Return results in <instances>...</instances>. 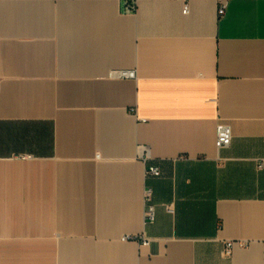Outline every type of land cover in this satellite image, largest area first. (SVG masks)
<instances>
[{
	"label": "crops",
	"instance_id": "0c3cea01",
	"mask_svg": "<svg viewBox=\"0 0 264 264\" xmlns=\"http://www.w3.org/2000/svg\"><path fill=\"white\" fill-rule=\"evenodd\" d=\"M221 1L0 0V264H264V0Z\"/></svg>",
	"mask_w": 264,
	"mask_h": 264
},
{
	"label": "built area",
	"instance_id": "2783aa9c",
	"mask_svg": "<svg viewBox=\"0 0 264 264\" xmlns=\"http://www.w3.org/2000/svg\"><path fill=\"white\" fill-rule=\"evenodd\" d=\"M226 1L222 0L221 4L218 9L219 15H224L226 11ZM128 11H133L135 10V5L131 4L127 6ZM189 11V5L188 3L185 4L184 7V12L187 13ZM111 77H128V78H136V72L135 71H112L110 73ZM233 139V132L230 127V125L222 123L219 124L217 127V137H216V147L218 149L222 148H227L231 145ZM139 155L140 158L144 161L147 162L150 159V151L149 148L146 146H140L139 147ZM26 157V156H24ZM147 175L149 176H154L158 177L161 175V171L159 167L157 166H149L147 168ZM151 197V190H146L145 191V202H148ZM145 219L147 222H154L156 219V213H155V206L152 204L147 205V208L145 210ZM142 239V244L143 245H149L150 240L147 238L144 234L140 237ZM135 240L139 239L136 236H124L123 240ZM233 247V242L229 241L226 243L225 248H224V254L225 255H230Z\"/></svg>",
	"mask_w": 264,
	"mask_h": 264
}]
</instances>
